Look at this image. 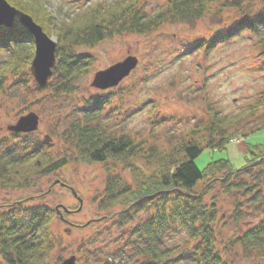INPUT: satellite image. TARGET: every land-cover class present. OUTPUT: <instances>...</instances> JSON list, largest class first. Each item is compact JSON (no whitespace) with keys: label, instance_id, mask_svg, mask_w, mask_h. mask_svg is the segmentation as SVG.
<instances>
[{"label":"rangeland","instance_id":"rangeland-1","mask_svg":"<svg viewBox=\"0 0 264 264\" xmlns=\"http://www.w3.org/2000/svg\"><path fill=\"white\" fill-rule=\"evenodd\" d=\"M42 1L51 20L56 22L70 11L118 2ZM133 1V8L151 16L168 0ZM263 5L264 0H240L239 7L221 10L218 4H213L204 17L194 22L165 21L148 32L122 33L92 47H77L76 54L91 57L93 61L90 69L75 81L71 94L57 95L47 87L40 88L30 67L17 78L9 76L5 90L0 93V160L10 147L20 155L24 153V145L32 149L44 142L55 157L67 159L53 174L38 179L30 188L12 189L0 184V205L36 196L27 204L70 209L64 218L55 216L51 224L55 249L49 263L74 257L75 264H103L111 255L129 256L132 252L130 232L137 221L119 224L115 213L121 210L120 206L110 209L99 206L109 174H119L133 184L129 168L112 160L107 163L108 169L103 163L78 160L64 137L70 124L81 118L88 99L95 95H106L109 99L101 120L95 125L110 134H127L159 151L180 141L191 127L207 121L211 109L231 115L247 108L264 92V60L259 55L257 35L242 29L228 39L217 41L213 47H208L207 42L233 29ZM45 30L57 40L56 27L45 26ZM128 56L137 57L138 64L117 86L93 85L97 72ZM7 58V53L0 52V65ZM50 83L54 85L55 81ZM32 114L38 117L36 130H15L20 119ZM262 123L264 110L243 127L248 129ZM255 144H264V129L246 138L235 136L224 149H205L195 162L203 170L212 161L228 159L233 168L242 169L250 157L248 146ZM135 163L146 173L150 172L141 160ZM56 180L68 186L55 183ZM69 186L82 199L81 208ZM211 199L219 206L221 218L216 231L221 248H228V259L234 264H264V249L248 251L228 242L253 220L247 200L239 194H223L217 188L208 194L207 200ZM236 205L241 209L239 214ZM236 214L239 219L235 218ZM144 218V214H139V219ZM186 239L185 232H177L166 243L183 249ZM0 264H5L1 257Z\"/></svg>","mask_w":264,"mask_h":264},{"label":"trees","instance_id":"trees-1","mask_svg":"<svg viewBox=\"0 0 264 264\" xmlns=\"http://www.w3.org/2000/svg\"><path fill=\"white\" fill-rule=\"evenodd\" d=\"M7 1L18 13L31 15L44 31L45 26L56 27V61L49 79L55 84L48 83L46 87L57 95L73 93L75 81L92 66L91 57L75 53L77 47H92L122 33L148 32L165 21L194 22L204 17L213 4L221 10L240 6V0H168L156 13L146 16L133 8V0H118L106 6L97 4L70 11L56 22L51 20L42 0ZM242 29L257 35L259 55L264 60V5L207 45L213 47ZM0 52L8 55L0 65L1 93L9 76L19 77L35 56L33 35L18 17L11 27L0 24ZM108 104L106 95L90 97L81 118L73 121L64 134L76 159L103 163L107 169L111 160L120 162L132 174L133 184L119 174H109L104 198L99 203L102 209L120 206L121 210L115 213L119 224L137 221L130 232L132 252L129 256L111 255L103 264H234L228 259V248H221L217 235L219 206L214 199L207 200L216 188L223 194H239L252 208L253 220L242 233L229 239L230 246H242L248 251L264 249V144L248 146L250 157L242 169L233 168L228 159L212 161L203 170L195 162L205 149H224L235 136L246 138L264 129L263 123L243 127L264 110V92L235 114L223 115L211 109L207 121L191 127L180 141L162 151L127 134H110L95 125ZM45 145L44 142L32 149L24 145L20 155L14 153L13 147L6 149L0 160V184L12 189L30 188L67 161L65 157H55ZM137 160L150 172L138 166ZM34 198L37 197L0 205V257L5 264H51L48 259L55 249L51 224L55 216L64 218L69 211L58 206L53 209L45 204H27ZM139 214L145 218L139 219ZM237 214L235 218L239 219ZM177 232L187 235L183 249L166 243Z\"/></svg>","mask_w":264,"mask_h":264},{"label":"water","instance_id":"water-1","mask_svg":"<svg viewBox=\"0 0 264 264\" xmlns=\"http://www.w3.org/2000/svg\"><path fill=\"white\" fill-rule=\"evenodd\" d=\"M18 9L12 6L7 0H0V24L11 27L16 18L18 17L19 23L25 26L33 35L35 43V56L32 60L30 70L40 88H45L49 79L53 74V67L56 61V41L51 38L42 28L41 25L36 23L34 19L27 13L18 16ZM138 58L135 56H128L125 60L118 62L105 70L96 73L93 85L100 86L101 88H108L117 86L120 81L128 76L131 71L137 66ZM38 127V117L30 115L20 119L15 130L27 131L36 130ZM63 186H68L66 183L56 180ZM74 196L82 205V199L78 197L77 192L70 187ZM59 208V207H57ZM79 208V209H80ZM64 211H69L63 207ZM60 264H75V258L67 259Z\"/></svg>","mask_w":264,"mask_h":264},{"label":"flooded vegetation","instance_id":"flooded-vegetation-1","mask_svg":"<svg viewBox=\"0 0 264 264\" xmlns=\"http://www.w3.org/2000/svg\"><path fill=\"white\" fill-rule=\"evenodd\" d=\"M67 187V186H66ZM70 187V186H69Z\"/></svg>","mask_w":264,"mask_h":264}]
</instances>
